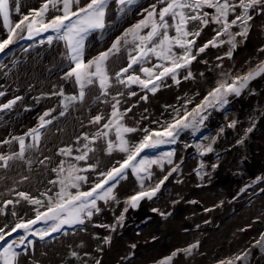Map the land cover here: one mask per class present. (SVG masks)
Segmentation results:
<instances>
[{"label":"rangeland","instance_id":"374dc122","mask_svg":"<svg viewBox=\"0 0 264 264\" xmlns=\"http://www.w3.org/2000/svg\"><path fill=\"white\" fill-rule=\"evenodd\" d=\"M27 4H29V0H20L21 6ZM146 6L145 0H137L135 4L126 6L125 10L121 12L112 7V0H110L106 15V27L94 33V36H97L99 41L104 44L101 51L108 49L119 37L124 29V24H119L122 20L125 18L130 20L132 12L143 14ZM11 16L15 17L16 13L12 11ZM191 27L195 29L199 25ZM213 27L217 26L210 25L203 30L197 39V46H202L213 38L215 35ZM263 27L264 16L256 17L254 27L247 40L238 45L232 59H217L218 56L225 55L229 47L226 44L221 47L207 48L188 69L180 70L179 84L167 77L162 83L158 82L160 86L153 93L138 84L125 86L114 83L107 97L102 96L98 85H95L92 89L90 87L87 89V93H91V95L90 93L86 95V97L89 96V103L84 100L79 102V106H76V103L73 102L63 117L59 116L63 98L50 95L62 88L57 85L56 81V78L62 76L61 74H53L47 89L37 92L34 89L36 82L43 75L50 74L44 73L43 69L38 75L34 69H29L30 72L26 74L31 79L28 78L25 85H18L10 80L8 86L0 83V91L5 92V96L0 97V103H5L15 96L22 97V100L18 101L11 110L0 113V140L10 139L13 135H23L29 129L38 126V118L45 111L53 108L57 110L53 113L55 116L53 123L46 129H41L43 135L40 149L38 151L30 150L26 154L27 159L32 160L33 163L29 166L24 161H14L7 169L0 168V207L3 206L4 201L9 200L10 195H14L16 192H28L31 196L44 200L46 205L47 198L41 196V193L48 192V195L54 197L55 193L59 191V185L54 186L49 181L57 178V174L51 169L56 167L62 158L57 155L60 149L62 124H66L67 131L70 132L69 135L75 134L77 138H81L78 144L83 150V144L88 141L83 140L82 137L87 135L91 138L101 129L102 124L108 121L112 111L111 103L114 102L112 97L116 96L120 100L119 110L125 113L123 124L137 129L158 130L173 119L176 115L175 109L183 111L186 101H192L187 105L188 109L199 104L204 96L216 86L217 82L225 78L222 75L225 71H238L236 75H243L246 71L253 69L261 60H264V53L258 51L264 47ZM3 29L2 20H0V39L6 38V34L2 33ZM4 31L6 30L4 29ZM222 39H227V37H222ZM127 40L129 43L122 45L120 52L111 56L112 61L109 58L107 62L113 64L110 68H113L114 72H109L110 75L127 65L129 53L134 54L132 37H127ZM237 40H240V37H237ZM23 55L27 56V53L15 50L10 46L4 54H0V67L10 68L6 70L11 72L19 64L17 71L25 70L28 66L24 68L21 64L20 67L19 63ZM48 59L50 61L44 66L56 61L53 55H50ZM8 61L10 64L5 66ZM160 63L162 61L157 60L154 56L150 57L144 64L134 65L129 74L135 73L141 78H145L144 74L139 71L140 67H151L153 64ZM217 65H222V67H217ZM187 71L192 72L193 79H183ZM205 83L213 84L211 87L203 89ZM63 87L66 88L63 90L65 95H74L79 91L78 86L71 80L67 87L66 85ZM133 92L136 95L130 94ZM118 93H123L126 100L120 98ZM144 96L147 97L146 100L141 99ZM31 98L35 101L32 102ZM104 99L107 100L105 106L102 105ZM80 106H82V111L79 110ZM127 109H131V111H126ZM93 114L104 116L105 119L102 120L101 125H91L92 123L89 121L94 117ZM231 121L237 122L235 127L227 126ZM253 124L255 125L253 130L247 132V129ZM90 125L91 127H89ZM143 135L144 132L138 130L125 134V138L130 144H136ZM109 138L115 141L114 128L109 132ZM213 138H215L214 143ZM26 140L31 142L27 137ZM241 140L243 143H238ZM200 144L205 147L212 144L213 152L202 156L197 148V145ZM91 146L96 149L95 152L99 149L102 150V154L100 156L94 154L95 152L89 154L91 159L87 161V164H96L98 167L95 172L80 173L89 178L87 183L81 184V190H88L92 183L97 182L99 172H106L113 166L118 167L117 162H122L126 156L125 153L115 148L109 154L106 151L104 140H98ZM16 150H18V145L15 142L0 146V152L11 153ZM168 152L174 153L173 163L169 164L163 160L161 164L152 165L149 170L151 179L144 180V187L154 186L176 165H179V170L168 177L156 197L151 200H142L136 209L129 208L128 212L124 213L125 219L122 226L117 225L115 231H112L101 225H115L116 218L127 206L124 203L125 200L142 190L140 181L130 169L127 170L126 178L121 180L114 190L115 194H122V198L118 199L119 203L112 201L104 203L102 207L101 201H98L102 209L99 214H95L90 221L86 220L84 225L65 226L61 231L46 237L44 241L37 243L33 252L27 251L22 264H84V261H87V264H96L97 259L101 261V264H159L162 258L169 256L174 250L184 249L196 243L199 244V247L193 249L191 255L182 252L173 259L172 264H219L220 261L235 260L237 256H244V259L235 260V264H264V255L261 257L253 255V252L262 248L257 244V241L264 235V191H255L264 183V179L256 181L257 177H264V76L251 81L248 88L239 97L230 96L229 104L224 108H209L208 118L198 131L193 132L190 129L182 131L177 137L176 143L162 144L157 148L147 149L141 155L149 159H157ZM45 155L52 158L46 167L38 163V160L43 159ZM71 158L68 157L64 161H71ZM87 164L83 161L78 162L80 167H86ZM213 164L218 167L213 169ZM198 172L200 175L197 174ZM89 174L92 176H88ZM25 176L28 179H23ZM37 178L40 179L39 182L35 181ZM123 185L127 186V191L118 192ZM13 189L15 191H12ZM49 189L51 192L48 191ZM181 190H187L182 200L176 193ZM70 191L75 192L76 190L70 189ZM253 191L257 195L248 199ZM199 197L203 198L201 199L202 203H198L200 207H193L195 204L193 198ZM204 198H207L208 201H205ZM14 199L16 200L17 197ZM10 206V210L6 208L5 214H0V227L7 225L10 229L21 219L34 218L35 209L39 207L26 201L22 207L21 204ZM147 208L152 212L145 213L141 219L140 216L144 213L142 209ZM105 209L108 210L105 211ZM153 209H158V211L154 212ZM188 209H191L190 214L187 212ZM44 210V207H40V211ZM13 211L17 213L16 216L11 214ZM189 216L196 218L190 220ZM188 219L191 222H188ZM141 221L144 223L141 224ZM258 221L261 222L260 225H258ZM177 222L180 224L185 222L187 225L179 227ZM46 227L48 225L40 222L33 226V230ZM221 228L224 231L220 232ZM132 232H135L136 235L129 236L141 237V241L127 242V240H132L127 236ZM19 235H23L22 231L14 233L8 242L17 239ZM176 235L180 238L177 243L173 242ZM66 236L70 237V243L63 242ZM105 237H111L110 244L104 242ZM28 239L35 243L33 236L29 235ZM121 239L125 245L120 244L119 248L113 251L114 246ZM55 241L60 242L55 248L60 249L63 246V250L60 258L51 262L46 251ZM133 244L136 245L135 248L131 247ZM161 244L162 248L169 244L173 245L170 247V252L166 251L168 253L156 256L153 252ZM4 246L6 245L0 244V249ZM16 250L20 253L25 251L23 248ZM72 251L79 253V257H72ZM85 253L90 255L85 256ZM245 253H247L246 256Z\"/></svg>","mask_w":264,"mask_h":264},{"label":"snow or ice","instance_id":"6c2138e0","mask_svg":"<svg viewBox=\"0 0 264 264\" xmlns=\"http://www.w3.org/2000/svg\"><path fill=\"white\" fill-rule=\"evenodd\" d=\"M136 2L137 0H115V3L120 6L119 11L121 12L125 10L126 6ZM109 4L110 0H86L84 3H81V0H44L39 9H30L27 14H24L21 13L20 0H14L12 10L20 17L14 23L10 18V0H0V17H2V26L6 30V38L0 39V54H4L18 40L32 39L41 33H55V37L52 35L47 37L49 45L53 43L54 39L63 41L67 57L72 64V67L65 72L63 79L73 80L79 91L76 95H65L61 89L50 94L63 98L61 100L62 110L59 111L61 117L68 112L70 104L85 100L87 89L90 86L98 84L101 95L105 97L110 94L114 83L125 86L138 84L143 89L155 93L160 83L167 77L179 84L180 70L188 69L192 62L209 47L228 45L225 55L218 56L217 59H232L238 45L247 40L254 27L256 17L264 16V0H157L156 3L143 10V18L128 28L121 37L116 38L108 49L85 60V42L92 32L105 29ZM50 12L54 14L49 16ZM192 25H199V27L193 29ZM210 25L217 26L212 29L215 35L202 46H197V39ZM234 29L236 30L234 31ZM129 36L132 37L131 42L134 44V54L129 53L127 65L110 75L107 62L111 56L120 52L122 45L129 43L127 40ZM222 37H227V39H222ZM237 37H240V40H237ZM43 42L41 41V43ZM258 51L264 53V47ZM153 56L162 63L153 64L151 67H140L139 71L144 74L145 78H141L135 73L129 74L134 65H142ZM217 67H222V65H217ZM222 75L225 78L218 81L199 104L188 109L187 105L192 101H186L183 111L175 109L176 115L173 119L158 130L137 129L123 124L125 113H122L118 108L120 100L113 96L114 102L111 103L110 118L91 138L87 135L82 137L88 143L83 144V150L76 149L80 152L79 155L73 156L72 147L58 150L57 155L72 157V160H62L51 169L57 174V178L50 180L49 183L54 186L58 184L59 191L55 193L54 197L48 195V192L41 193V196L47 198L46 205L44 200L23 191L15 193L19 199L4 201L3 206L0 207V214H5V209L9 205L19 204L21 200L39 207L35 209L34 218L21 219L10 229L7 225L0 227V244L6 245L0 249V264H19L21 253L16 249L27 250L33 246V241L28 239L29 235L44 240L53 233L61 231L64 225H84L86 220L90 221L95 214H99L102 210L98 201L105 204L109 201L119 203L114 190L120 181L126 178L127 170L130 169L140 181L142 190L127 198L124 202L127 206L116 218L115 225H101L112 231H115L117 225L122 226L125 219L124 213H127L129 208L136 209L142 200H151L156 197L168 177L179 170V165H176L154 186L144 188V180L151 179L149 171L151 166L161 164L163 160L172 164L174 153H165L157 159H149L141 154L147 149H154L162 144L176 143L177 137L182 131L189 129L193 132L198 131L208 118L209 108H224L229 104L230 96L239 97L248 88L251 81L264 76V60H261L253 69L246 71L243 75H232L230 72H224ZM193 78L191 71H187L183 76L185 80ZM130 94L136 95L134 92ZM118 95L122 96L123 93H118ZM3 96H5V92L0 91V97ZM141 99L146 100L147 97L144 96ZM20 100H22L21 96H15L5 103H0V113L11 110ZM56 111L55 108L45 111L38 118V126L29 129L23 135H13L10 139L0 140V146L10 145L13 142L18 145V150L11 153L0 152V168L7 169L14 161H24L29 166L33 163L32 160L27 159L26 154L30 150L38 151L40 149L43 135L41 129H46L53 123L55 120L53 113ZM126 111H131V109ZM104 119L102 114H98L92 117L89 122L101 125ZM236 123V121H231L227 126L232 128L236 126ZM254 126L253 124L252 127H249L247 132H251ZM113 128L115 129V141L109 138V132ZM138 130L144 132L142 139L136 144H130L125 138V134ZM26 137L31 142H28ZM80 139V137L77 138L78 143ZM98 140L106 142V151L109 154L115 148L125 153L126 156L122 162H117L118 167L113 166L106 172H99L97 182L92 183L88 190H81V184L87 183L89 178L80 173L95 172L98 167L96 164H87L89 154L96 150L91 145ZM214 142L215 138H213ZM238 143H243V140ZM197 148L202 156L213 152L212 144L206 147L200 144L197 145ZM51 159L50 156L45 155L43 159L38 160V163L46 167ZM81 161L85 162L87 166L80 167L77 162ZM216 167L218 165H212L213 169ZM197 174L200 175L199 172ZM23 179L26 180L28 177L25 176ZM262 179L264 177H257L256 181L259 182ZM70 189L76 191L72 192ZM48 191L51 192V189ZM40 207H44L45 210L40 211ZM153 211H158V209H153ZM11 214L17 215L15 211ZM40 222L48 227L33 230V226ZM19 231H22L24 235H19L17 239L8 242L9 238ZM104 242L110 244L111 237H105ZM257 244L264 248V235L257 241ZM131 247L135 248L136 245L133 244ZM198 247L199 244L196 243L184 249H176L169 256L162 258L159 264H172L173 259L182 252L191 255L193 249ZM100 250L102 251V249ZM84 255L90 254L85 253ZM244 255L246 256L247 253ZM71 256L79 257V253L72 251ZM243 259L244 256L235 258V260ZM235 260L220 261L219 264H235ZM84 264H87V261H84ZM96 264H101V261L97 259Z\"/></svg>","mask_w":264,"mask_h":264},{"label":"bare ground","instance_id":"6f19581e","mask_svg":"<svg viewBox=\"0 0 264 264\" xmlns=\"http://www.w3.org/2000/svg\"><path fill=\"white\" fill-rule=\"evenodd\" d=\"M145 1H146V4H147V6L145 8H148L151 4L157 2V0H148V1L145 0ZM43 2H44V0H29V4H27L25 6H21L20 5L21 6V13L27 14V12L30 9H39L40 6H41V4ZM84 2H86V0H81V3H84ZM13 4H14V0H12V1L10 0V15H11V12L13 11L12 10ZM112 7L115 10L119 11V7L120 6H118L115 3V0H112ZM158 7H159V5H158ZM53 14L54 13H51L50 12L49 13V16H51ZM55 14H59V13H55ZM130 16H131V19L130 20L125 18L124 20H122L121 23H119V24H124V29L121 32V34L119 35V37H121L123 35V33L128 28H130L132 25H134L140 19L143 18V14L142 13H139V12H132V13H130ZM12 17L13 16H11L10 18H11V20L14 23L16 21H18L19 18H20L17 14H16L15 17H13V18ZM0 20H2V17H0ZM2 33L5 35L6 34V31H4V29H3L2 30ZM94 33H97V31L92 32L88 36V38H87V40L85 42L86 43L85 54H84L85 60H87L89 58H92V57H95L98 53H100V51L102 50V48L104 46V44L99 41V38L97 36H94ZM4 35H2V36H4ZM49 35H52L53 37H55V33H53V32L41 33V35L35 36L32 39L25 38V39H22V40H18L17 43H15L14 45H12L11 47L14 48L15 50H21V51L27 53V56L26 55H23L22 56V58L19 60V63H20V67L22 65L24 66V68H26L27 66L28 67L25 70H23V71H17L18 68H19V64H18L17 67L10 72V71H7L10 68H5V67L1 66L0 67V83L8 86V85H10V82H9V80H10L11 82H16L18 85H25L26 82H27V79L30 77L28 74H26L27 72H30L29 69H34V71L37 72V75L43 69L44 73H50V74L48 76H44L43 75V77H41V79L36 82L35 88H34L35 89V92L41 91L43 89H47L48 85L50 84V80H52L51 77L53 76V74H61L62 75L61 77L56 78V81H57V85L61 86L62 87L61 88L62 90H65L66 88L63 87V86L66 85V87H67V85L69 83V80H65V79H63V77H64L65 72L72 67V64H71L70 60L67 57V54H66L67 53V50H66V47H65L63 41H57V40L54 39L53 40V43L51 45H49L47 43V37ZM41 41H44V42L41 43ZM104 43L106 44V42H104ZM50 55H53L54 56V60H56V61H54L53 63H51L49 65L44 66L47 62L50 61V59H48V58H50ZM91 55H92V57H91ZM112 59L113 58L110 57V61H112ZM9 64H10V62L8 61L5 64V66H7ZM112 65H113L112 63H107V68H108V71L110 73L111 72H114V69L113 68H110ZM55 72H57V73H55ZM227 72H229V71H227ZM230 73L232 75H236L238 73V71L230 70ZM216 76H218V75L216 74ZM29 79H31V78H29ZM219 79L220 78L218 77V80ZM71 81H73V80H71ZM211 84H213V83H211ZM211 84L210 83H205L203 85V89H205L206 87H211ZM94 86L95 85L90 86V89H92ZM208 89H210V88H208ZM89 93H87V95ZM76 94H78V92H75L74 95H76ZM90 95H91V93H90ZM119 97L122 98V99H124V100H126V97H125L124 94L122 96L119 95ZM30 100L32 102L35 101L32 98ZM85 102L86 103H89V96L88 97H85ZM58 103H59V100H58ZM75 103H76L75 104L76 106H79L80 105L79 102H75ZM106 104H107V100L104 99V101L102 102V105L105 106ZM81 109H82V106H80L79 110L82 111ZM95 115L93 114V116H95ZM91 125H93V124H91ZM91 125L89 127H91ZM68 133H70V132L67 131L66 124H62V127L60 128V136H61V138H60V148L72 147V149H73V156L79 155L80 152L79 151H76V149H80V146L81 145L78 144V142H77V135H75V134L69 135ZM94 154H97V155L100 156L102 154V150L99 149ZM61 157H62L61 158V161L62 160H65L66 158H68L66 156H61ZM90 159H91V157H89V160ZM73 162H75V161H73ZM106 164L104 165V167L106 166ZM88 176H92V175L89 174ZM252 178H254V177H252ZM35 181L39 182L40 179L37 178ZM144 188H146V187H144ZM262 189H264V183L261 184V186L258 188V190H255V191L256 192L257 191L261 192ZM31 191H32V189H31ZM120 191H124V192L127 191V186L126 185H123V187L118 192H120ZM255 191H253L252 193H250L248 199H250L252 197H255L257 195L255 193ZM186 192H187V190H184V191L181 190V192H176V193L179 195L178 198L180 197L181 200H182V199H184V195H185ZM26 193H28V192H26ZM121 195H122L121 193H119L118 195L116 194L117 200L122 198ZM14 197H17L16 194L10 195L9 196V199H11V200L14 201L15 200ZM17 199H19V198L17 197ZM193 199H195V201H194L195 204L193 205V207H200V205L198 203L199 202L202 203V200L201 199H203V198H200L199 197V198H193ZM189 200H192V199H189ZM204 200L205 201H208L207 198H204ZM110 202H112V201H109V203ZM19 204H21V207H22L23 204H24V201L21 200ZM19 204H17V205H19ZM101 205L103 207L104 202L101 201ZM7 208H8V210H10L11 209V206L9 205ZM107 210L108 209H105V211H107ZM142 211L144 213L141 214V216H140L141 219L144 217L145 213L146 214H149V213L152 212V210H148V208L147 209H142ZM190 211H191V209H188V211H187L188 214H190ZM195 218H196L195 216H192V217L189 216V219L190 220H194ZM189 219H188V222H191ZM142 223H144V222L141 221V224ZM260 224H261V222L258 221V225H260ZM177 225L179 227H181V225L182 226H185L187 224L185 222L183 224H180L179 222H177ZM65 226H68L69 227V225H64V227ZM222 231H224V229L221 228L220 229V232H222ZM22 234L24 235L23 232H22ZM68 234H70V233H68ZM129 235H136V233L135 232H132V233L127 234V236L129 237V239H132L131 241H128L127 240V242L130 243L133 240H135V241H141V239H140L141 237L135 238V237L129 236ZM33 238H34V242L35 243H33V246L31 248H29V249H27L25 251H31V252H33L34 249H35V247H36V245H37V243L44 241V240H40L36 236H33ZM179 239H180L179 236L176 235V237L174 238L173 242L177 243V242H179L178 241ZM63 242L70 243V237L66 236ZM127 242H125V243H127ZM59 243L60 242H58V241L53 242L49 246V250L46 251L47 252V257H48L49 261H51V262L56 261L61 256V253H62V250H63V246L60 245L61 246L60 249L55 248V246H57V244H59ZM120 244H124L123 239H121L120 242L117 245L114 246L113 251H115L117 248H119ZM172 245L173 244H169L166 247H163L162 248L161 247L162 244H161L158 248H155L156 250L153 252V254H156V256H157L159 254L168 253V252H170V247H172ZM45 250H47V248H45ZM25 251L23 253H21V255L19 257V264H22L25 261V255H26L25 254ZM166 251H168V252H166ZM253 255L255 257H259V256L261 257V256H263L264 255V248H261L260 250H257V252L256 251L253 252ZM256 255H259V256H256Z\"/></svg>","mask_w":264,"mask_h":264}]
</instances>
